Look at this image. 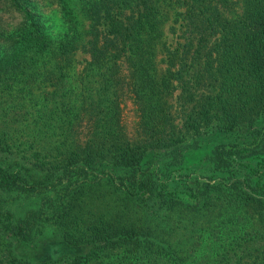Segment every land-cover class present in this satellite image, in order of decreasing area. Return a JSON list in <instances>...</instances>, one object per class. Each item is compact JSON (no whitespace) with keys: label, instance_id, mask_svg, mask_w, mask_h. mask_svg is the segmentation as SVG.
Segmentation results:
<instances>
[{"label":"trees","instance_id":"16d2710c","mask_svg":"<svg viewBox=\"0 0 264 264\" xmlns=\"http://www.w3.org/2000/svg\"><path fill=\"white\" fill-rule=\"evenodd\" d=\"M47 3L0 0V264H264V0H181L175 48L166 0Z\"/></svg>","mask_w":264,"mask_h":264},{"label":"rangeland","instance_id":"374dc122","mask_svg":"<svg viewBox=\"0 0 264 264\" xmlns=\"http://www.w3.org/2000/svg\"><path fill=\"white\" fill-rule=\"evenodd\" d=\"M37 3V8L42 11L41 14L46 16L48 21L57 20V14H52L51 7L48 5L47 0H35ZM167 5V16L165 17V23L163 24L164 39L168 47H176L177 44H183V42L189 40V34L187 31H184V21L181 19L180 12L182 11L181 0H166ZM239 11V8L235 5L233 10ZM3 19H9L7 13L3 10V7L0 8V23L3 24ZM177 19V20H174ZM13 20V18H11ZM85 28V26H84ZM187 39V40H186ZM159 51L157 50V53ZM88 55L81 50H78L74 54V67L72 71L79 72L84 65L85 58ZM160 55H157V59ZM159 64V63H158ZM163 64L157 65V69L160 70L163 68ZM176 93V92H175ZM179 94H169L167 97V103L171 106L172 114L174 115V123L178 127L181 126V117L185 113L184 110H187L189 104H181L177 101ZM196 95V94H195ZM119 108H120V123L122 125V130L125 134V137L130 141H138L141 136L136 132V123L137 118L134 111V106L131 102L130 97L127 94H122L119 98ZM78 130L81 132L77 134V138L82 140L84 137L83 125L80 126ZM21 202H26L25 199H20ZM48 244V245H47ZM80 248L71 247L60 243L54 228L45 225L42 232L38 233L36 245L33 247H19V252L23 254L33 255L35 254L39 259H45L48 257H61V256H72L80 253Z\"/></svg>","mask_w":264,"mask_h":264}]
</instances>
